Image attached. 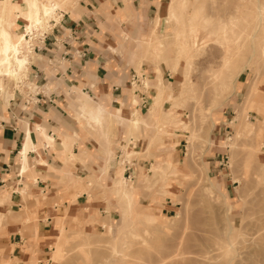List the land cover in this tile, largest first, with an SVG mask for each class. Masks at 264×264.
I'll use <instances>...</instances> for the list:
<instances>
[{"label": "rangeland", "instance_id": "obj_1", "mask_svg": "<svg viewBox=\"0 0 264 264\" xmlns=\"http://www.w3.org/2000/svg\"><path fill=\"white\" fill-rule=\"evenodd\" d=\"M189 1L193 3L195 0ZM198 1L204 7V16L209 18L208 24L194 27L197 40H202L209 31L219 29L222 19H227L225 23L229 21L236 13L240 0ZM260 2L264 5V0ZM169 3L170 0H164L161 11L156 12L155 16L144 17L141 13H134L120 17L130 28L125 29L126 32L120 29L123 38L117 40L120 47L118 53L124 63H130L136 69L139 76L146 73V83L140 84L144 87L148 84L144 88L148 95L151 88H156L157 66L163 72L164 84L173 86L176 96H179L186 81L185 59L180 60L178 70L173 74L165 63H153L144 55L146 39L151 37L156 19L159 18V25H162L157 27L158 36L167 32L175 39L173 25L167 23L166 19ZM191 9L190 6L186 14ZM61 11L69 12V9L63 8ZM56 15L48 20L45 28L35 29L39 35L31 41V45H35L48 31L49 22L56 20ZM248 21V25L237 22L235 31L246 29L255 34L258 23L254 22L252 16L248 17ZM192 28L187 23L178 29H185L189 34ZM257 33L259 36L255 44L259 46L264 44V23ZM217 36H212L200 55H184L187 59L193 57L194 67L189 76L193 91L185 96L177 113L188 128H174L168 137L157 139L153 147L149 139L147 153L136 156L152 160V166L163 160L175 164V168L169 171L168 181L153 176L158 170L151 169L146 174L151 184L148 191L163 200L158 205L160 210L154 205L156 201L144 207L137 206L138 197L135 196L134 222H130L128 228L133 234L128 235L123 232L119 234L122 229V207L118 199L115 208L107 209L106 219H96L100 217L98 213L93 217L86 214V220H75L76 225L63 229L55 239V244H58L53 245L50 254L54 264H264V132L260 128L256 138L247 137L245 123L237 128L231 123L244 108L243 120L246 123L258 125L264 119V56L257 53L258 56L256 54L254 57L251 39L244 35L232 53L235 54L233 69L237 63L238 67H245V71L231 77L234 70L225 68L224 48L215 41ZM24 47L26 54L31 53ZM173 49L175 45L168 46L169 56ZM138 65H141V70L137 69ZM20 76L17 83L8 82L6 93L0 92L3 97L8 99L14 89L31 85L27 81L28 70L22 71ZM224 83L230 88L220 97L219 88ZM136 89L141 87L133 88V91ZM170 104L166 103L164 109L168 110ZM148 109L147 105L143 113ZM212 119L215 125H212ZM137 138L134 140L137 141ZM229 139L236 147L229 146ZM157 149H162L160 154H157ZM210 182L215 188L210 187ZM96 190L93 187L91 192ZM166 190L170 196L164 193ZM167 199H170L172 208L162 213V207L166 204L164 200ZM150 217L154 218V223L148 222ZM114 236L115 241L112 239ZM230 242L232 246H229Z\"/></svg>", "mask_w": 264, "mask_h": 264}, {"label": "crops", "instance_id": "obj_2", "mask_svg": "<svg viewBox=\"0 0 264 264\" xmlns=\"http://www.w3.org/2000/svg\"><path fill=\"white\" fill-rule=\"evenodd\" d=\"M12 1L26 10L24 0ZM163 1L78 0L76 5L72 0L64 7L69 12L58 11L32 46L33 53L27 54L31 85L14 89L8 99L0 94V264H54L51 249L63 229L76 225L75 220H86V214L106 219L107 209L115 208L113 181L123 171L125 180L138 190L137 206L156 199L160 210L163 200L148 191L150 180L140 177L151 170L152 160L136 157L147 153L148 137H155L156 127L142 126L136 133L137 144L132 143L129 151L138 155L122 169L129 132L113 122L118 111L127 121L136 110L147 117L149 109L145 114L143 109L153 105L159 90L154 80L156 88L148 95L140 84L146 83V73L139 76L118 53L120 29L130 28L120 17L155 16ZM12 19L19 26L13 33L20 34L26 22L16 11ZM163 85L170 87L164 81ZM138 86L141 89L133 91ZM84 103L114 115L113 125L89 124L81 117ZM161 151L157 149V154ZM169 200H164L162 213L172 208Z\"/></svg>", "mask_w": 264, "mask_h": 264}, {"label": "bare ground", "instance_id": "obj_3", "mask_svg": "<svg viewBox=\"0 0 264 264\" xmlns=\"http://www.w3.org/2000/svg\"><path fill=\"white\" fill-rule=\"evenodd\" d=\"M71 1L72 0H24L26 4V10L21 11L17 4H13L12 0H0V92L6 93L5 89L9 86V83H17L21 79L20 74L22 73V71L25 72L26 70H28L30 61L27 54L25 53L24 45L26 46V49L32 53L31 49H33V45H31V41H33L39 35L37 34V32L39 31L35 32L34 34V30L42 29L44 25H46L48 20L50 18H53V15L57 14L58 11L63 9ZM237 5V11L231 16L229 21L225 23L227 19H222L224 23L221 22L218 27L219 29H217L216 32L212 31L210 33L209 31L202 40H197V31L194 27L198 24H208L209 18L204 16V7L198 0H195L193 3L189 0H170L166 19L168 21L167 23L173 25V31L175 32L174 40L171 36H169L167 32H163L161 36H158L156 30L157 27L160 26V19H156V21L154 22L155 29L153 30L151 37H149V39H146L147 48H145L144 55L150 60H153V63L159 61L163 64L165 63L167 67L170 68V70L174 73H176L178 70L180 60L182 58L185 59L186 65L184 68V74L186 77V81L179 96L172 94L173 86H170L168 88L164 87L162 78L163 72L161 73L160 68L157 66V79L155 81L159 90H157L158 94L154 97L153 105L149 108V116L144 117L138 110H136L133 112L131 119L127 121L121 117V111H118V113L114 117V125H125L129 132V138L123 147L124 156H122V158L120 159V167H124V165L128 161H131L133 156L138 155L135 151H129V147L134 142L133 139L137 138L136 133L142 129V126H145L147 128H151L152 126L156 127L155 137H153V139L150 136L148 137L149 139H151L150 141H152V147L153 144H155V141L160 137L162 140L164 139V137H168L169 133H172L174 131V128H177L179 126H182L183 129L188 128V125L183 122L181 116L177 113V108L182 102H184L185 96L193 91V82H191L189 76L191 74V71L193 70L194 61L192 60V56L187 59L184 57V55H200L205 50V44H207L208 41H211L214 34H218L215 41L224 48L223 61L225 68L233 69V67L235 66V61L233 60L235 54H233L232 52L234 51L233 49L236 45H240L241 39L244 35L251 39V52L254 57L257 53L261 54V56H264V44L259 46L255 44L259 36L257 31L262 29V24L264 23V5L261 4L260 0H240ZM190 6L192 7L191 12L186 14V11L190 8ZM15 11L16 14L26 22V25H24L25 30L20 34L13 33V29L19 27L17 22L12 19ZM249 16H252L254 18V22L258 23L259 28L256 27L255 34H251V32L247 31L246 29H242L238 32L235 31V28L238 26L237 22H241L243 24L246 23L248 25ZM187 23L191 24V26L193 27L189 34H187L188 31H186L185 29H178L181 25H186ZM169 45H175V49H173L174 51L170 50V56L167 51ZM138 46H140V44ZM137 69L141 70V65H138ZM233 70L234 74H231V77H234V75L236 74L240 75L245 71V67H238L236 63V68H234ZM146 87H148V84L146 85ZM229 88L230 85L228 86L224 83L223 86L219 88V96H223L225 92L229 91ZM167 90L170 92L167 93ZM168 102L171 103L170 107L168 110H165L164 105ZM244 109H241L239 111L238 116L234 118L231 123L235 126V128H237V126L240 127L241 125L244 126L243 124L245 123V128L248 131L247 137L252 136L256 138L255 136L260 128H262L264 132V119L258 125L246 123L243 120L245 113ZM80 111L81 117L86 119V121L88 120L89 124L91 123L90 121H92L93 124L95 123L101 126H103L104 123L111 126L113 125L112 117L114 115H112L102 107L95 108L88 103H84V105L80 107ZM215 124V120L212 119V125ZM238 133L242 135L241 132ZM192 138H194V136ZM229 141L231 142L229 143V146H231V148L236 147V144L232 142V139H229ZM105 153L107 154V152ZM113 157V154L109 156V160H111ZM173 168H175L174 162L163 160L158 164H154L151 169L158 170V172H154V177L156 176L162 179L165 178L166 181H168L167 178L171 174L169 171ZM123 172L120 173L121 176L123 175ZM146 174L148 173H143L140 177L142 180L148 181V179L146 178ZM210 183V187L215 188L213 182ZM112 189L113 195L118 198L122 207V217L120 219V225L122 226V229L120 230L119 234L122 232L124 235L133 234V232L128 231V228H130V222H134L133 213L135 210V191L138 190L132 185L131 182L126 181L123 176L114 179ZM164 193L169 196L171 195L168 190H166ZM152 201H156V199H152ZM138 215L141 216L142 212ZM158 215H160V213ZM148 222L154 223V218L150 217ZM231 231L232 227H230L229 229V232ZM115 238L116 236L112 237L114 241L116 240ZM229 246H232L231 242Z\"/></svg>", "mask_w": 264, "mask_h": 264}]
</instances>
